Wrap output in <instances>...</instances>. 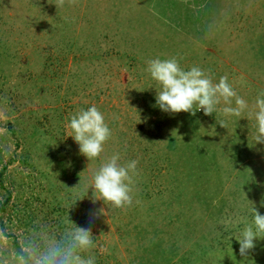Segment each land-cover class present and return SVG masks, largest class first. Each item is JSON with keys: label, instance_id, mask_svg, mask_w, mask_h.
<instances>
[{"label": "rangeland", "instance_id": "obj_1", "mask_svg": "<svg viewBox=\"0 0 264 264\" xmlns=\"http://www.w3.org/2000/svg\"><path fill=\"white\" fill-rule=\"evenodd\" d=\"M172 57L227 76L249 110L161 111L146 61ZM261 90L264 0H0V264L52 249L95 264H264V239L242 257L234 223L252 204L264 214L249 116ZM92 105L111 137L89 161L68 125ZM114 154L138 161L123 208L87 192ZM81 226L95 246L73 249Z\"/></svg>", "mask_w": 264, "mask_h": 264}, {"label": "clouds", "instance_id": "obj_2", "mask_svg": "<svg viewBox=\"0 0 264 264\" xmlns=\"http://www.w3.org/2000/svg\"><path fill=\"white\" fill-rule=\"evenodd\" d=\"M61 4L63 0H60ZM146 71L156 82V106L166 113L181 112L195 116L202 110L204 115H213L217 106L223 101L222 112L225 115L241 116L249 110L245 99L240 97L228 82L227 76H222L218 83H214L211 76L199 66L184 70L176 57L168 59L153 58L146 61ZM195 106V108H194ZM249 116L256 122L255 144H264V90H261L255 100L254 111ZM224 127V123H219ZM72 130L69 135L79 146V152L89 161L97 158L104 151L105 142L111 137V130L105 121L104 114L92 105L87 109H80L70 118L68 125ZM137 160L120 163L119 154H114L101 163L94 173L92 183L87 189L93 190V203L103 201L104 205L111 204L115 208H123L133 204V180L136 173ZM252 204V203H251ZM253 219L248 222L240 217L234 223H243L244 227L235 239L239 244V253L247 257L256 247L257 239H264V214H261L252 204ZM101 208L90 214L89 225L93 218L104 215ZM95 246L91 226L77 227L73 239V249H87ZM95 264V256L82 260L73 255V251L52 249L44 253L38 264ZM27 264V262H26Z\"/></svg>", "mask_w": 264, "mask_h": 264}]
</instances>
